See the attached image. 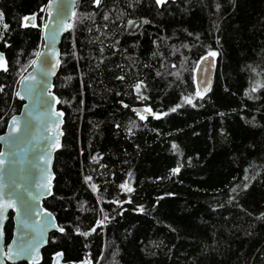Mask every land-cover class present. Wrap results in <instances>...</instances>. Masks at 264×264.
Wrapping results in <instances>:
<instances>
[{"label": "trees", "instance_id": "trees-1", "mask_svg": "<svg viewBox=\"0 0 264 264\" xmlns=\"http://www.w3.org/2000/svg\"><path fill=\"white\" fill-rule=\"evenodd\" d=\"M47 2L0 0V133L21 105L16 83L41 47ZM33 14L37 27H22ZM72 23L52 83L63 134L43 200L65 231L49 233L38 264L56 251L66 264H264V87L251 92L264 85V0H78ZM209 49L214 81L200 99L193 69ZM11 227L9 212L5 242Z\"/></svg>", "mask_w": 264, "mask_h": 264}, {"label": "snow or ice", "instance_id": "snow-or-ice-1", "mask_svg": "<svg viewBox=\"0 0 264 264\" xmlns=\"http://www.w3.org/2000/svg\"><path fill=\"white\" fill-rule=\"evenodd\" d=\"M73 4H75V0H72ZM169 3V0H155V4L157 7H163ZM93 4L97 7H99L102 4V0H93ZM52 6V0H50L49 5L46 6V8H42L41 12L45 10H49V17L52 21L55 23V27L52 28L51 32V41L52 43L49 44V47L54 48V42L58 35H60L65 30H71L74 27V24L72 22H65L66 18L68 17V11L65 7H58L56 11V15L52 16V13L50 11ZM217 8H219V5H217ZM72 17L76 16L75 12L71 13ZM3 12H0V22L3 21ZM109 17L107 15L104 16V19L107 20ZM36 15L33 14L31 16H25L22 18V27H37V24L35 23ZM143 24H149L151 23L149 20L145 19L142 21ZM3 31H0V40H3L4 38V32H6L9 28V25L6 23H2ZM127 26L129 28L131 27H139L136 21L129 20L127 22ZM44 29H49L51 27L50 23H45L42 25ZM197 39L199 37L197 36ZM7 46V45H5ZM183 47H188V45H183ZM36 56V59L31 61V65L35 66L37 64V61L41 63L42 67V74L44 76H47L49 72L46 70L47 66L51 63L50 57L47 54H42L40 52H36L34 54ZM155 55V53H154ZM218 55L216 51H213L209 49L207 53L200 57L198 61H195V68L193 69L194 72H199L203 74L204 72L208 71L209 68L202 67V65L208 64L209 67H211L214 64V59L210 62L209 58H215ZM52 56L57 57L55 59V63L52 65V67H58L59 66V53H56L55 51L52 52ZM175 67V65H173ZM0 70L7 71L8 70V63L6 61V58L3 53H0ZM51 74H54L52 72ZM159 74V73H158ZM173 75L179 76V73H174ZM35 76L29 75L28 77L21 76V82H24L26 80H35ZM118 79L123 80L124 77L120 76ZM200 83H204V81L201 79ZM143 82L136 83L134 85V89L137 93V95L141 99H146V97L142 96L140 94V89L142 87ZM259 87H264V85L257 84L256 86L251 88V92H256ZM210 90V87L205 86L202 90L199 86L196 88L195 96L199 97L200 99H203V94H206ZM0 91H2V88H0ZM27 91L29 94H32L34 92L33 86H28ZM20 99H25V96H22L19 92L16 93ZM248 95V93H246ZM48 97H51V101H49ZM251 98V97H249ZM37 103L41 107H47L50 105V103H60V100L47 90V88H42L39 96L37 97ZM183 103L192 104V98L190 96L184 97ZM125 107H128L127 105H124ZM182 105H177V107H180ZM195 106V105H193ZM29 105H25V108L27 109ZM135 111V110H134ZM145 112H148L149 114H152V110L150 108L144 109ZM171 111H176V108L171 109ZM166 114V113H165ZM46 115L49 117V119L52 116H55L57 118H60L63 116V112H55V111H48ZM137 115L140 116L141 120L146 119L147 117L144 115H141L139 112H137ZM223 115V113H221ZM26 116H31V113H26ZM155 118H160L159 116H155ZM62 123V120H58L56 122V127L59 128V124ZM32 126V122L30 119H25L24 121V129H23V135H17L22 132L21 127L19 126V121L17 117L13 116L11 118V122L8 125L10 131L8 133V137L5 138L4 136H0V141H5L6 143L14 146L19 141L26 139L28 132ZM62 135V133H60ZM47 142L46 144V150L41 152L37 157V168L39 169L40 178L39 180H35L32 183L24 182V183H17L15 181H12L10 183H4V173H5V166L6 165H12L15 164L14 157L17 155L15 151L12 150V148H9V151L6 153L4 151H0V218L4 216V214L9 209H16L19 208L18 215L22 216L23 219L21 220V224L23 226V229L21 231V235L19 239H14L11 244L6 245L7 251H4L3 245H0V253H2L4 258L7 259H13V260H20V261H29L30 264H38L39 262V248L46 244L48 241L46 239V233L48 230H56L61 233L65 231V228L63 226L57 225L56 223V217L53 215V213L47 211V209L41 210L39 207V202L42 197L47 195H52L51 192V176H50V152L47 149H55L59 148V142H58V136L53 137L52 140H49L48 137L44 138ZM173 148H177V145H173ZM181 166H177L172 170V174H178L180 171ZM247 169H245V172L247 173ZM254 178V177H253ZM92 178L91 177H85V181L88 182ZM245 180H248V176L245 175ZM93 189V191H97V186L95 184L90 185ZM121 188H123L127 192L133 191V189L127 185V183L120 185ZM240 187V186H237ZM248 187L247 184L243 185V188L241 190H245ZM232 192H237V188L234 187L232 189ZM239 195V193H237ZM232 199H235L233 197ZM130 202V201H129ZM118 203V202H117ZM83 210V209H81ZM140 211H143V208L141 207ZM33 217H42V220H33V224L29 225L28 221L32 219ZM260 218H264V213L261 214ZM105 220H107V217H104V219L97 220L95 223V226H93L88 231H80L79 226L77 225L75 228V231L78 235L84 236L87 238L89 235H91L93 232L96 231L98 227H102L104 225ZM34 225V226H33ZM3 238V232L2 229H0V239ZM13 245H15V249H13ZM64 253L63 252H57L55 253V258L53 261V264H60V261L63 259ZM82 264H89L88 261H83Z\"/></svg>", "mask_w": 264, "mask_h": 264}, {"label": "water", "instance_id": "water-1", "mask_svg": "<svg viewBox=\"0 0 264 264\" xmlns=\"http://www.w3.org/2000/svg\"><path fill=\"white\" fill-rule=\"evenodd\" d=\"M49 3H50V0H48L44 8H46V6L49 5ZM77 5H78V0H75V4H73L72 0H52V6H51L50 11L52 13V16H55L58 7H65L68 11V17L66 18L65 22L66 23L70 21L73 22L75 17H72L71 13L72 12L76 13ZM44 12H45V20L43 24L50 23L51 27L47 30L42 27L41 47L38 52L42 54H47L50 57L51 63L46 68L49 74L47 76H44L42 74L43 66L41 65L39 61H37V64L35 66H32L30 64L28 69L21 75L24 77H28L29 75H32V76H35L36 79L34 81L26 80L24 82H21V76H20L16 83V89H15L14 95L17 100L21 101V105L19 107L18 112L8 117L4 130L2 133H0V136H4L5 138L8 137V133L10 131L8 125L10 124L11 118L13 116L17 117L19 121V126L22 129V132L17 135H23L25 119H30L32 122V126L28 132L27 138L19 141L14 146L6 143L5 141H0V151H4L7 153L9 151V148L11 147L12 150L17 153V155L14 157L16 161L15 164L5 166L4 183H10L12 181H15L17 183H24V182L32 183L35 180H39L40 174H39V169L37 168L36 157L41 152L46 150L47 142L45 141L44 138L48 137L49 140H52L53 137L58 136L59 145L61 143L62 135L60 133L63 134V131H62L63 116L60 118L52 116L49 119L46 113L48 111L62 112V110L58 107V103H50V105L47 107H41L37 103V97L39 96L42 88H47V90L50 91L54 95V97L57 98L56 94L53 91L52 83H53V77L55 76L59 66L54 67V68L52 67V65L55 63V59L57 58L55 56H52V52L55 51L56 53H59V45H60L61 39L63 35L67 33L68 30H65L64 32H62L60 35L56 37L55 42H54V48L49 47L48 45L52 43L50 37H51L52 28L55 27V23L49 17V10H45ZM34 59H36V56L34 57ZM58 59L60 61V56H58ZM213 59H214V64L211 67H209L208 64L202 65V67L209 68L208 71L204 72L203 74L193 71V81H194L195 90L197 86H199L201 90L205 86H208L210 87V90H211L213 81H214V74H215V58H209L210 62ZM52 72H54V74H51ZM201 79L204 81V83H200ZM28 86L34 87V92L32 94L28 93L27 91ZM17 92H19L22 96H25V99H20V97L16 95ZM206 94H203V95H206ZM48 99L49 101H51V97H48ZM25 105H29V107L26 109ZM144 109H146V107H143V106H132L130 108V110L134 112L136 115H137V112H139L141 115L150 116L151 114H149L148 112H145ZM26 113H31V116H26ZM58 120H62V123L59 124V128L56 127V122ZM57 149L58 148L47 149L50 152L49 168H50V176H51V192H52V182L54 178V173L52 170V162H53L54 153ZM49 196L50 195H47L41 198L39 202V207L41 208V210L47 209L43 205V200ZM47 211L49 210L47 209ZM9 212L11 213L12 227H11L10 238L7 242H5L4 226L8 219ZM18 212H19L18 207L16 209H9L4 214V216L0 218V229H2V232H3V238L0 239V245L5 246L4 251H7L6 245L11 244L14 239H19L21 235V231L23 229L21 220L23 219V217L18 215L17 214ZM42 219H43L42 217H33L32 219L28 221V224L32 225L33 220H42ZM52 231H56V230L50 229L47 231L46 233L47 240H48L49 233ZM56 232H59V231H56ZM45 245L46 244H44L43 246L39 248V253H38L39 262L41 261V250ZM13 249H15V245H13ZM57 252H61V251H56L55 253ZM55 253L52 255L50 264H53ZM83 261H88L89 264H92L88 255H85L78 264H82ZM20 262H24L25 264H30L29 261H20V260L4 258L2 253H0V264H7V263L16 264ZM60 264H66V262H64L62 259L60 261Z\"/></svg>", "mask_w": 264, "mask_h": 264}]
</instances>
